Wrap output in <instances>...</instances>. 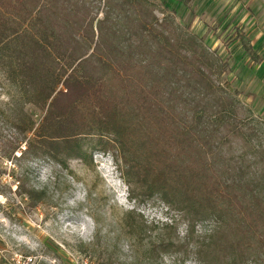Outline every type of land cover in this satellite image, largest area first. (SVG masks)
<instances>
[{
    "label": "trees",
    "instance_id": "trees-1",
    "mask_svg": "<svg viewBox=\"0 0 264 264\" xmlns=\"http://www.w3.org/2000/svg\"><path fill=\"white\" fill-rule=\"evenodd\" d=\"M153 8L147 0H0V54L11 50L17 63L8 62L9 74L43 107L50 100L39 144L25 151L62 164V154L83 156L78 139L93 137L124 164L128 184L180 215L198 264H264V149L249 146V118L237 117L242 106L215 84L218 59L173 23L166 35L171 24Z\"/></svg>",
    "mask_w": 264,
    "mask_h": 264
},
{
    "label": "rangeland",
    "instance_id": "rangeland-1",
    "mask_svg": "<svg viewBox=\"0 0 264 264\" xmlns=\"http://www.w3.org/2000/svg\"><path fill=\"white\" fill-rule=\"evenodd\" d=\"M147 1L159 23L171 24L166 35L173 23L218 59L215 84L242 106L237 117L249 118V146L264 149V0ZM10 53L0 54V264H198L180 215L128 184L124 164L98 151L95 138L78 139L83 156L62 154V164L25 151L39 144L50 100L43 107L9 74L8 62L17 65ZM19 186L41 198L31 202ZM169 242L171 250H159Z\"/></svg>",
    "mask_w": 264,
    "mask_h": 264
}]
</instances>
